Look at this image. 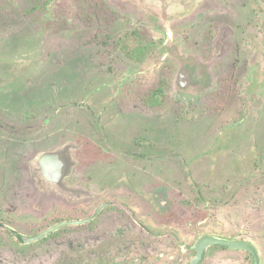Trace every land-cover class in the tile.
Returning <instances> with one entry per match:
<instances>
[{
	"label": "rangeland",
	"instance_id": "obj_1",
	"mask_svg": "<svg viewBox=\"0 0 264 264\" xmlns=\"http://www.w3.org/2000/svg\"><path fill=\"white\" fill-rule=\"evenodd\" d=\"M148 5L0 0V220L35 236L86 215L29 181L25 162L64 142L73 183L90 188L76 199L108 203L29 243L0 231V264H184L198 220L221 234L264 224V0H209L189 17ZM148 229L175 239L153 247Z\"/></svg>",
	"mask_w": 264,
	"mask_h": 264
},
{
	"label": "flooded vegetation",
	"instance_id": "obj_2",
	"mask_svg": "<svg viewBox=\"0 0 264 264\" xmlns=\"http://www.w3.org/2000/svg\"><path fill=\"white\" fill-rule=\"evenodd\" d=\"M132 1H134V0H132ZM146 1L149 3V5L145 9L146 12H148V13H153L150 11V7H154L155 9H159L160 11H164L166 9L165 11H167L169 9V6L171 5V2H172L171 0H146ZM208 3H209V0H199L191 11H189L187 13L179 14V15L176 14L175 16L176 17L177 16L178 17L193 16V14H195V12L199 8H201L203 5H207ZM155 14L156 13H153V16H155ZM76 152H77V148H75V146H73L72 144L69 145V144L64 142L63 145H58L56 147H52L51 149H48L47 151L39 150L37 153H35V155L33 157L30 158V161H28V162L26 161L25 163H26L28 171L31 175L32 180L29 179V181H31L33 183V187L35 186L36 188H39V186H40V188L42 189V191H44V194H45V193H49V192L53 191V190L51 191L50 189H48L49 185H53V186H51V188H55L54 190H56L58 192V194L62 195V193H63L64 194L63 196L67 200H69L70 202L80 203L78 205H82L79 207L86 211V215L83 217H79V218L73 217V219L68 220V221H78V220H85V219L90 218V220H86V222L82 223V224H90L99 216L101 211H103V209L108 205V203L107 202L106 203L101 202V203H98L96 205L91 204L89 209H85L86 204L92 198L86 199L87 201L85 200V202H82V203L80 201V198L76 199V197H78L77 193L79 192V190L81 188H82V190H85L88 193L90 192V188L82 185L83 183H79V181H75V183H73L74 181H72L74 179L73 176H75V175H73V171H74V167H75L76 163L73 162V158H74ZM24 157H26V155H24ZM64 167H65V169H64ZM58 175H61L60 177H62L58 182H54V181L49 182L50 181L49 179L55 180L58 177ZM35 181L39 182V186L35 183ZM166 193H164V190L163 191L159 190L158 192L155 191L154 194H152L150 196V197H152V201L154 203H156V205H158V207L159 206L162 207L163 213H165L166 212L165 210L169 208V201L167 199ZM58 194H57V196H59ZM121 207L122 206H120L118 208H121ZM125 207L127 209H130V208L133 209V211H131L134 214V218H132V220L134 221V223L136 224L137 227L140 226L141 228H143L145 230V226L141 225V222L139 220H137L138 219L137 214H139V213L137 212V210H135L133 204L130 203V201H128V203L125 204ZM259 214H261L260 211H259ZM262 215H263V212H262ZM262 215H260V217L263 218V220H264V216H262ZM156 218L157 217L155 216V212H154L153 218L151 217L150 219L154 220ZM209 218H216V217L212 216ZM101 220H103V217H101ZM203 220L204 219L197 221L196 227L200 228L201 231L196 233L197 235L195 238H193L194 239L193 243H195L203 235H211V236H215L218 238H224V239H228V240L243 241V242L251 244L255 248V250L258 254V257H259V264H264V232H263V229L260 230L262 227H264V224H261V226L259 227V225L251 224V222L249 224L245 223L246 226L243 224L244 225L243 228L241 227V228H238L237 230H236V228H233L230 231H228L229 229H226L227 231L224 230V233L221 234L222 229H221V226H220L218 220L217 221L215 220L216 221L215 225H217L220 228V230H221L220 232H216L214 229H212V231L202 229L201 225L204 223ZM112 221H113V219L111 217H107L104 220V222L100 223L99 226H103V227L107 228L108 225L112 226V224H113ZM61 222H64V221H57V222H54L53 224H57V223H61ZM76 225H79V224H76ZM154 225H155V223H154ZM5 226H9L7 221H1L0 220V231H6L5 233H8V232L12 233L11 230L6 229ZM96 230H97V228H94L92 230L91 234L89 235V237L94 238L95 241L98 240L97 238L94 237ZM146 232H147V235H149L153 239V241L151 242V244L153 243V245H154L153 247H155V245L157 244V240H160L163 243L167 242V240H166L167 236H169L170 241H174V239H175L174 233L171 232L170 230L157 233L155 231H151L148 229ZM136 235H138V233H136ZM16 239L18 242H21L17 237H16ZM182 239L183 238L181 236V240ZM104 240H108V238H106ZM102 241L103 240H100V242H98L99 243L98 245H100L102 243ZM93 243L94 242H92L91 240H88V242L85 243V246H87L88 244H93ZM193 245H192L191 252H189V253L187 252V250H185L184 247H182L183 245H180V248L178 249V251L183 253L184 255L189 254L191 256V258L189 260H187L186 262H183L184 264H189L190 261L196 255V251L193 249ZM73 249H74V247H73ZM113 250H115V247L113 248ZM81 251H83V250H81ZM83 253H85V252H83ZM160 255L161 254H159L158 256L161 257ZM229 255L236 256V257H231ZM175 256L177 257V255L173 256L172 254H170L169 258H175ZM105 258H108V256L105 255ZM139 259H141V258L137 257L136 260H139ZM221 259H222V261H221ZM128 260L130 262H132L135 259L131 258ZM149 260L151 262L154 260L153 255L149 256ZM106 261H108V259ZM111 261L112 262H110V263L109 262H106V263L107 264H121L119 262V260H116V259H112ZM80 262H82V261H80ZM117 262H119V263H117ZM218 262H219V264H253L254 263V257H253V254L248 250L232 249V248L229 249V248L222 246V245H210L206 248L205 254H204L202 260L198 264H218ZM69 264H79V262L76 263V260L73 256L70 259ZM135 264H138V262H135Z\"/></svg>",
	"mask_w": 264,
	"mask_h": 264
},
{
	"label": "water",
	"instance_id": "obj_3",
	"mask_svg": "<svg viewBox=\"0 0 264 264\" xmlns=\"http://www.w3.org/2000/svg\"><path fill=\"white\" fill-rule=\"evenodd\" d=\"M180 2H182V0H172L171 5L172 6L174 5V6H176V8H178ZM177 10L180 14L179 9H177ZM64 169H65V167H64ZM60 176L61 175H58V177L55 180L49 179L50 180L49 182H51V181L58 182L62 178ZM86 220H90V218L85 219V220L64 221L61 223H57V224H54V225L46 228L45 230H43L42 232H40L39 234H37L35 236L23 235L19 232H16L14 229L10 228L9 226H5V228L11 230L22 243H29V242L35 241L39 238L45 237L46 235L54 232L55 230H57L58 228H60L62 226L82 224V223L86 222ZM210 245H222V246H225L227 248H232V249L248 250L253 254V257H254V263L253 264H259L258 254H257L255 248L251 244L243 242V241H235V240H228V239H224V238H218V237L211 236V235H203L194 243L193 249L196 251V255L190 261L189 264H198L202 260L204 254H205L206 248Z\"/></svg>",
	"mask_w": 264,
	"mask_h": 264
},
{
	"label": "bare ground",
	"instance_id": "obj_4",
	"mask_svg": "<svg viewBox=\"0 0 264 264\" xmlns=\"http://www.w3.org/2000/svg\"><path fill=\"white\" fill-rule=\"evenodd\" d=\"M197 1L198 0H182V2H180L178 7L180 14L191 11L193 7L197 4Z\"/></svg>",
	"mask_w": 264,
	"mask_h": 264
},
{
	"label": "crops",
	"instance_id": "obj_5",
	"mask_svg": "<svg viewBox=\"0 0 264 264\" xmlns=\"http://www.w3.org/2000/svg\"><path fill=\"white\" fill-rule=\"evenodd\" d=\"M169 9H174L175 11H173V12L179 15V13L176 12L177 9H178V8H176V6H174V5L172 6V5H170V6H169ZM176 14H175V15H176ZM203 222H205V220H203ZM229 249H231V248H229Z\"/></svg>",
	"mask_w": 264,
	"mask_h": 264
}]
</instances>
